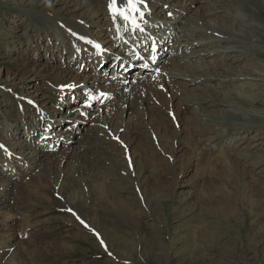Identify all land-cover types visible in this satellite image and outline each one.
I'll use <instances>...</instances> for the list:
<instances>
[{"label": "rangeland", "instance_id": "374dc122", "mask_svg": "<svg viewBox=\"0 0 264 264\" xmlns=\"http://www.w3.org/2000/svg\"><path fill=\"white\" fill-rule=\"evenodd\" d=\"M75 1L0 0V151L14 166L19 165L17 174H13L6 157L0 156V197L7 202L0 204V241L7 245L13 236L18 243L2 264H264V231L259 230L253 237L250 234L264 226V213L248 218L247 209L243 208V213H239L241 218L246 217L243 231L236 224L229 233L221 226L216 231V225L208 221L211 215L203 217L200 213L201 208L208 206L203 186L212 188L226 180L218 160L224 154L237 168L229 179L244 180V189L258 195L264 206V0H165L170 8L182 11L183 17L176 19L179 25L169 13L171 9L166 10L170 16L160 13L161 0H138L135 8L139 13L129 10L127 0H117L111 9L112 0H91L100 10L98 17L86 8L75 7ZM150 9L156 13H150ZM117 11L128 17L131 13L133 25L129 27L140 32L125 37L128 27L124 25L121 36L113 35L126 21ZM139 17L163 27L150 32ZM164 17H171L169 26L160 21ZM178 32L186 34L184 41H178L179 47L174 39ZM148 33L145 42L150 41L143 55L155 56L157 50V55L162 53L164 57L156 69L149 67L150 73L143 80L160 69L181 66L185 72L183 79L172 76L164 80L169 101L175 104L173 110L177 108L175 98L181 102L197 97L200 102L189 105L195 110L188 111L185 121H177L173 116V120H163L158 112L142 118L139 121L144 126H140L135 140L127 142L126 133L109 130L102 120L108 114L117 117L116 123L135 120V111L119 115L114 110L134 89L133 82L140 77L132 80V76L143 62L136 58L128 60L123 55L134 48L140 51L134 42ZM95 36L102 38L99 49L105 51L101 54L107 59L93 54V62L83 67L80 57L86 58L89 53L78 49L80 57H71L70 50L80 40L99 41ZM58 38L66 40L67 52L63 45L62 56L55 47ZM120 38L122 43L118 42ZM122 57L125 60L120 64ZM67 59L69 68L65 64ZM116 65L127 69L121 71ZM61 70H71L72 80L64 86L56 85V75H61ZM219 74L226 77L225 83L208 79ZM117 78L123 85L115 86L121 87L120 91L108 101L99 100L98 94L106 90L104 84ZM201 80L202 83L195 84ZM91 83L98 84L95 91L85 87ZM57 88L64 91L62 100L55 93ZM93 91L97 95L90 100ZM40 109L49 112L51 125H45ZM17 117H21L20 125L21 121L26 123L19 133L11 128V123H18ZM33 124L34 131L28 133ZM68 125L73 128L65 131V137L58 138L61 147L52 149L60 135L56 131ZM68 133L74 134L72 140H68ZM95 138L101 145L98 162L89 165L75 193L64 191L63 186L70 184L69 177L79 171L78 155ZM35 140L37 148L48 150L49 156L30 149ZM217 155L220 156L215 161ZM23 158L25 164L20 165L18 159ZM53 161L57 167L51 179L54 186L34 190L32 181L41 180L43 185L46 182L39 179L36 171L41 173ZM27 165H31L29 173L24 170ZM3 179H16L28 188L6 189L1 184ZM99 183L120 184L119 197L132 204L136 216L127 219L117 205L108 202L109 198L98 195ZM25 194L27 197L22 199ZM235 203L232 205L236 209L242 206L240 198ZM244 203L248 204L247 200ZM252 219L254 224L250 223ZM190 232L209 236L207 262L195 252L178 253ZM194 238L200 243V239Z\"/></svg>", "mask_w": 264, "mask_h": 264}, {"label": "bare ground", "instance_id": "6f19581e", "mask_svg": "<svg viewBox=\"0 0 264 264\" xmlns=\"http://www.w3.org/2000/svg\"><path fill=\"white\" fill-rule=\"evenodd\" d=\"M71 1V0H69ZM75 1V0H74ZM193 1H196V0H193ZM169 1H165V0H161L160 2V13H167L166 10H170V14L171 15H174L175 18H173L176 22V19L179 18V17H183L182 15V11H179L177 12L175 9H172V7L170 8L168 3ZM73 4H76L75 7L77 8H86V10L91 14V15H94L96 17L99 16V9L97 7V5L95 3H92L91 0H85L83 2H73ZM80 10V9H79ZM173 10V11H172ZM152 12H155L156 11H152ZM151 12V9H150V13ZM139 13V12H138ZM168 16H170L168 13H167ZM170 19H167V17H164V18H160L162 19L163 22H165V24H167V26H169L168 24L171 22V17H169ZM93 19V18H92ZM142 25L144 26V28L148 29L149 27V30L150 32H152V30L154 31V29H160L161 25H156L157 22H150L148 20H145L142 19ZM157 20H159V17H157ZM97 22V21H96ZM95 22V23H96ZM129 23H132V20H130V17L128 20L124 21L123 24L124 25H127ZM178 23V25L180 24L179 22H176ZM98 24V23H97ZM130 28V27H129ZM57 29L58 33H63L61 31H59L58 28H55ZM122 28H120L118 30V32L121 31ZM180 31V30H179ZM140 32V31H138ZM195 32V31H194ZM54 34H55V31H54ZM117 34V33H116ZM150 33L146 34L143 37H141L138 41H135L134 43H136L135 47H139L141 48V55H143V50L145 49V45L146 43H149V41L145 43V39L148 38ZM59 35V34H58ZM57 35V36H58ZM114 35V34H113ZM186 34L184 33H180L178 32V36H174V39L176 41V45H178V47L180 46V44L178 43V41H184L183 38ZM116 36L119 37V34H117ZM96 37V36H95ZM117 37V38H118ZM96 38H100V37H96ZM161 39V38H160ZM101 40L102 38H100L99 41H97L98 45L96 46V42H89V43H86V41H79V42H75V46L74 49L70 50V55L71 57H78L79 56V52H78V49H84L85 52H88L91 56H89V54L87 55L86 58H82V56L80 57V62L83 61V67L87 65V62L88 63H91L93 62L94 58H93V54H99L101 57L105 58V55L104 54H101L103 51L101 49H99L100 47V43H101ZM110 40V39H108ZM105 41H107V39H105ZM65 42L66 40L65 39H62V38H58V43L57 45H55L56 47V51H58V55L62 56L63 55V45L65 47ZM85 42V43H83ZM157 43V41L155 42ZM52 45V44H51ZM158 47H161L160 45H158ZM177 47V48H178ZM67 52V47L64 48ZM135 50V49H134ZM177 52V50H175ZM137 51H128L127 54H131V56L133 55V58L135 59L136 58H140L137 53H135ZM147 52V51H146ZM55 54V53H54ZM144 54H145V51H144ZM177 55V53H176ZM128 57L129 59L131 58ZM127 57V56H126ZM124 57V58H126ZM161 57H164V55L162 56V53L157 55V50H156V55L154 56L153 54H148L146 56H143L141 57L143 62L141 63L140 65V69L139 70H136V72H134L135 74H133V78L132 80L134 79V77H140L138 79V81H135L133 82L134 84V89L130 90L128 92V95L126 97L123 98V101L121 103V105L117 108V110H114L117 114L121 115L123 114L124 112H132V111H135L136 115L134 116V119L133 121H131L129 124H122L121 122L120 123H116L115 119H117V117L115 115H111V114H108L107 117L105 119H103L102 121V124H106L107 123V126L110 127L109 130H112L113 132H117V131H123V135H125L126 139H127V142H131L133 140H135V138L137 137L138 135V132H139V128L141 125H143L139 120H141L142 118H147L149 115H151L153 112H158L157 114H162L163 115V120H165L166 118H170V119H177V121H185L186 119H188V111H191V110H195L194 107H190L189 105L192 104L194 101L196 102H200V99L197 98V97H193V98H189V99H184L180 102V100L178 98H175L174 100L176 101L175 103L177 104V108L175 109V111L173 110V106L175 104L171 103L169 101V97L167 95L168 91L166 90L165 88V85H164V80L167 78H170L172 76H174L175 78H184V74L185 72L183 71V67L181 66H178V68H172V69H168V68H163V69H160L155 75H152V76H149L147 79L143 80V77H145L147 74L146 73H150L148 71L149 67L152 66L153 69H156L157 65L159 64L160 61H162V58ZM87 58H89V60H87ZM146 58V59H144ZM175 58V57H174ZM78 59V58H77ZM73 60V59H72ZM77 61V60H76ZM75 61V62H76ZM149 62V61H152L150 63H146V62ZM97 62H102V60H98L97 59ZM115 63V62H114ZM66 66L69 68V63H68V59H67V63H65ZM59 66V65H58ZM61 66V65H60ZM113 66V65H112ZM62 67V66H61ZM82 67V69H83ZM116 69L118 68L117 66H115ZM56 67V70L60 69ZM79 69V68H78ZM124 69V68H122ZM143 69V70H142ZM120 70V69H119ZM122 71V70H121ZM164 71V72H163ZM71 70L70 71H67V70H61L60 71V74H57L56 75V80L57 83L56 85H67L69 84L68 82L72 80L71 76H69ZM141 73V74H139ZM120 74H122L120 72ZM120 78H117V80L115 81H111V80H108L104 85H105V88L106 90L100 94H98V99L99 100H102V101H108L109 98H114L112 97L113 95H115L116 93H118L120 91L119 88L121 87H115V86H123V85H120L119 84V80ZM208 79H212V80H221L220 83H225V81L223 80H227L225 76L219 74V75H214V76H209ZM131 80V81H132ZM143 80V81H142ZM197 80V79H196ZM202 83V80L201 81H198V83H195V84H200ZM74 84V83H73ZM92 84V83H91ZM112 84V85H111ZM97 86L98 84L96 83H93L92 85H85V87L87 88V90H91V89H94V91L97 89ZM58 87V86H56ZM125 88V87H123ZM94 91L89 94V99L91 96H95L97 95V93H94ZM55 93L58 95V99L62 100L63 99V93L64 91L63 90H60V89H55ZM60 96V97H59ZM91 100V99H90ZM59 103V100L56 101ZM72 110V109H70ZM45 111V112H44ZM43 112H41V109L39 111V114H40V117L43 118V121L45 122V125L46 126H49L53 123V120L50 119L49 117V112L47 110H44ZM168 114V115H167ZM170 116H173L172 118ZM20 119L21 117H17V121L18 123H14L12 124L11 123V128H12V131L16 132V133H19V129L21 128H24V126L26 125L25 122L21 121V125L19 124L20 122ZM172 119V120H173ZM15 121V120H14ZM45 126L44 131H47V127ZM144 126V125H143ZM28 127V126H27ZM36 125L33 124V128L32 129H28L27 132L28 133H32L35 129ZM107 127V128H108ZM73 127L71 125H68V126H65L63 127L62 129L56 131V132H59V136H56L55 138V141L52 145H51V148L54 149L56 147H61V143L58 141V138L61 137L62 135L65 137L66 136V133L65 131H70ZM121 133V132H120ZM65 134V135H64ZM198 136H202L201 134L197 133ZM74 134H70L68 133V140H72ZM111 139V138H110ZM37 140L33 141L32 143V147H30V149H35L37 154H40L41 153V156H49L48 154H46V152L48 150H45L44 152V149H40V148H37V143H36ZM65 143V142H64ZM39 144V143H38ZM55 144V145H54ZM126 144V142H125ZM36 145V146H35ZM34 146V147H33ZM50 146V145H49ZM93 147V148H91ZM101 148V145L99 143H97V140L96 138L95 139H91L82 149V152H80V154L78 155V159L76 160L77 161V169L79 171H77L74 175L70 176V184L68 185H64L62 189H64V191H69L71 194L75 193L76 192V187L79 186V184L81 183L82 179H84V175H85V172L86 170L89 168V165L91 164H96L98 161V152ZM34 151V150H33ZM35 152V151H34ZM211 154H215V153H212ZM1 155H4V158L5 161L9 164L8 165V169L10 170H13L14 173L13 174H17L16 172V167L19 168L18 164L14 166V162H11L12 160H9L7 156H5L4 152L0 151V156ZM36 155V154H35ZM221 155V154H220ZM220 155H217L216 158H215V161H217V158L220 156ZM31 158H35L33 156H30ZM93 158V160H92ZM38 160V158H36ZM50 159V158H47V160ZM41 160V159H39ZM223 166V170H224V173H225V177L224 179V182L222 183H219L217 184L215 187H212L211 186H203V192L204 194L206 195L205 196V202L208 204V206L204 207V208H201V215L204 217V216H208V215H211V219L208 220L210 221V225H212L214 223V225H216V231L219 232V229H220V226L229 233L230 230L233 229V227H237L239 228V230L243 231V226L245 225V220H246V217L248 218H251L255 215V217L257 218L258 216L262 215L264 213V206L261 205V201L260 199L261 198H258V195L256 196L255 193H251V194H248V192L244 189L245 187V182L244 180H238V179H232L230 180L229 177L231 176L230 174L231 173H235L236 172V169L235 168V164L231 163V160L230 158L228 157V155L224 154V155H221L220 158L218 159ZM19 161V164L20 165H24L25 164V159H18ZM1 162V160H0ZM137 163V161H136ZM43 165L42 163H40V168H43ZM6 167V166H5ZM28 167L31 168V165H27L26 169H24L25 171H27L29 173V169ZM74 167V166H73ZM25 168V167H23ZM57 167L56 165L54 164V161L53 163H50L46 169H44L41 173L39 171H36V175L39 176V179L42 178V180H46V182L43 184H41V180H39V182H35V181H32V186L35 188L34 190H41V188L43 189L45 187V189L47 190L48 188V185H50L51 187L54 186L53 182L51 181V179L54 177L52 176V174L56 171ZM6 170V169H5ZM9 172V171H8ZM241 172V171H240ZM10 173V172H9ZM74 173V172H73ZM1 174V172H0ZM2 175V174H1ZM1 175H0V178H1ZM236 177V176H235ZM238 178V177H237ZM64 179V178H63ZM1 184L6 188V189H19V190H25L27 189V184L26 183H23V182H19L17 181L16 179H3L1 180ZM80 182V183H79ZM207 182V181H206ZM104 184V185H103ZM99 183L96 185V187L98 188L99 190V194L100 196H102L103 199H108L109 198V203L112 204V205H117L118 209H119V212L124 215V217H128L127 219H131L134 215H135V212L132 208V204L130 202L127 201V199H120L119 197V191L120 193L122 194V190L119 188L121 187L120 184H116V185H113V186H108L107 184L105 183ZM204 184V183H203ZM202 184V185H203ZM81 185V184H80ZM228 185H231V188H228ZM247 185V184H246ZM142 187V186H141ZM145 187V186H144ZM119 188V189H118ZM122 188V187H121ZM30 189V188H29ZM96 189V188H95ZM117 191H115V190ZM143 189V188H142ZM247 189V188H246ZM97 190V189H96ZM249 190V188L247 189ZM1 192H3V190H1ZM143 192V190H142ZM146 192V191H144ZM26 193H29V190L26 191ZM218 194V195H222L221 198H219L218 196L215 197V195ZM28 194H25L24 196H21L22 199L23 197H27ZM213 197H212V196ZM117 196V197H116ZM3 196L0 197V204H4L6 202V200H3L2 199ZM110 197H112V199H110ZM126 197V196H125ZM119 198V199H118ZM241 200L242 202V206L239 205V207L237 206V208L239 209H236V206H233L232 203L235 201V205H237V201ZM3 200V201H1ZM244 200L248 202V204H245L244 203ZM81 202V201H80ZM94 202V201H93ZM101 202V201H100ZM105 202V201H104ZM88 203V202H87ZM106 203V202H105ZM264 203V202H263ZM83 204V203H81ZM86 204V202H85ZM96 204V203H95ZM91 205V204H90ZM6 206V205H5ZM89 206V205H88ZM98 206V205H97ZM148 206V205H147ZM21 206H19L20 208ZM75 207V206H74ZM102 207V205H101ZM150 208V205L148 206ZM247 207V208H245ZM18 208V207H17ZM25 208V207H23ZM96 208V207H95ZM243 208L244 209H247V215L246 217H243L241 218V216L239 215L240 212L243 213ZM255 208H259V210L255 209ZM0 209H3L2 207H0ZM254 209L257 211V214H255L254 212ZM108 210V209H107ZM246 211V210H245ZM119 213V214H120ZM97 212L96 210L93 209V215L94 216H97ZM241 214V213H240ZM198 215V214H196ZM195 215V216H196ZM213 215V216H212ZM244 215V214H243ZM136 216V215H135ZM104 217V216H103ZM122 217V216H121ZM199 217V216H197ZM213 217V218H212ZM123 218V217H122ZM196 218V217H195ZM255 218V219H256ZM193 219V218H192ZM199 219V218H198ZM206 219V218H205ZM209 219V218H208ZM254 219V218H253ZM251 220L250 223L251 224H254L255 221L254 220ZM191 220V219H190ZM202 220V219H201ZM198 221V220H197ZM195 222V221H194ZM202 222V221H201ZM249 224V222H248ZM192 225V224H191ZM200 225H203V223H201ZM181 226V225H180ZM185 226V225H184ZM196 226V225H195ZM207 226V225H206ZM250 226V225H249ZM256 226V225H255ZM179 227V226H178ZM183 227V226H181ZM190 227V226H189ZM198 227V226H197ZM200 227V226H199ZM198 227V228H199ZM251 227V226H250ZM188 228V227H187ZM213 228V227H211ZM253 228V227H252ZM0 229H2L0 227ZM191 229V228H190ZM194 229V228H193ZM192 229V230H193ZM202 229V228H200ZM174 230V229H173ZM172 230V231H173ZM183 230V229H182ZM237 230V231H239ZM252 230V229H251ZM264 231V226H260L255 232H251V237L255 236L258 231ZM191 231V230H190ZM194 231V230H193ZM223 231V230H221ZM110 232V231H109ZM196 232V231H194ZM205 232V231H204ZM204 232H202V234L198 233L196 235H192V233L190 232V234H186L187 235V238L185 239V245H180V247L178 248V253H183V252H191V253H196L198 254L200 257L203 258L204 262L210 258H206V252L209 250V247H208V243H209V236L208 235H203ZM210 232V231H209ZM214 232V231H213ZM212 232V233H213ZM225 232V233H227ZM232 232V231H231ZM13 234H21V233H16V232H12ZM206 233V232H205ZM115 234V233H114ZM216 234V233H215ZM108 235V234H107ZM175 235V234H174ZM214 235V233L212 234ZM218 235V234H217ZM227 235V234H226ZM114 236V235H113ZM112 236V237H113ZM136 236V235H135ZM164 236V235H163ZM249 236V235H248ZM6 237H10L9 236H6ZM116 237V236H115ZM174 237V236H173ZM194 237H197L198 239H200V243L198 241L195 240ZM225 237V236H224ZM245 237V236H244ZM264 237V236H263ZM108 238V237H107ZM136 238V237H135ZM138 238V237H137ZM179 238V237H178ZM181 238H182V235H181ZM180 238V239H181ZM211 238V236H210ZM214 238V237H213ZM216 238V237H215ZM214 238V239H215ZM229 237H227L228 239ZM231 238L234 239L233 235H231ZM241 238V237H240ZM81 239V238H80ZM111 239V238H110ZM134 239V238H132ZM140 239V238H139ZM146 239V238H145ZM174 239V238H173ZM183 239H184V236H183ZM250 239V237H249ZM89 240V239H88ZM176 240V239H175ZM179 240V239H178ZM108 241V240H107ZM113 241V240H112ZM136 241V240H135ZM180 241V240H179ZM214 241V240H213ZM231 241V240H230ZM241 241V240H240ZM102 242V241H100ZM138 242V241H137ZM174 242V241H173ZM176 242V241H175ZM174 242V243H175ZM227 242V241H226ZM17 242L14 241L13 239V236H12V239H10L8 241V244L6 245V243L2 244L1 241H0V264L3 263L4 259L6 256H8L7 254L12 251L13 248H15V246H17ZM116 244V243H115ZM118 244V243H117ZM173 244V243H172ZM183 244V243H182ZM221 244V243H220ZM223 244V243H222ZM237 244V243H236ZM105 245V244H104ZM108 245V244H107ZM6 246V247H4ZM116 246V245H115ZM146 246H147V243H146ZM176 246V245H175ZM219 246V245H218ZM217 246V247H218ZM253 246V245H252ZM13 247V248H12ZM143 247V246H141ZM145 247V246H144ZM163 247V246H162ZM170 247V246H169ZM173 247V246H171ZM211 247V246H210ZM220 247V246H219ZM106 248V247H105ZM108 248H109V245H108ZM149 248V247H148ZM174 248V247H173ZM213 248V247H212ZM224 248V247H223ZM231 248V247H230ZM250 248V246H249ZM114 249V248H113ZM137 249V248H136ZM172 250V248H170ZM211 249V248H210ZM225 249V248H224ZM176 250V249H175ZM216 249H214L215 251ZM230 250V249H229ZM147 251V250H146ZM217 251V250H216ZM115 252V251H114ZM177 252V251H176ZM175 252V253H176ZM219 252V251H218ZM189 253V254H191ZM4 254V255H3ZM154 254V253H153ZM156 254V253H155ZM184 254V253H183ZM218 254V253H217ZM1 255L2 258H1ZM158 255V254H157ZM182 256V255H180ZM184 256V255H183ZM189 256V255H188ZM211 256V255H210ZM215 256V254H214ZM177 257V256H176ZM190 257V256H189ZM217 257H219L217 255ZM229 257V256H228ZM69 258V257H68ZM188 258V257H187ZM195 258V257H194ZM206 260H205V259ZM214 258V257H213ZM216 259V258H215ZM213 260V259H212ZM257 260V259H256ZM103 261V260H102ZM105 261V260H104ZM103 261V262H104ZM190 262V261H189ZM213 262V261H212ZM217 262V261H216ZM219 262V261H218ZM5 263V262H4ZM183 263V262H182ZM210 263V262H209ZM11 264H18L17 262H11Z\"/></svg>", "mask_w": 264, "mask_h": 264}, {"label": "snow or ice", "instance_id": "6c2138e0", "mask_svg": "<svg viewBox=\"0 0 264 264\" xmlns=\"http://www.w3.org/2000/svg\"><path fill=\"white\" fill-rule=\"evenodd\" d=\"M117 0H112V3L110 4V9L112 8L113 5H115ZM138 2V0H127V4L129 6L130 11H137L139 12V9L135 8V4ZM117 15L122 16L125 20H128L129 17L126 16L122 11H117ZM138 27V25H137Z\"/></svg>", "mask_w": 264, "mask_h": 264}]
</instances>
